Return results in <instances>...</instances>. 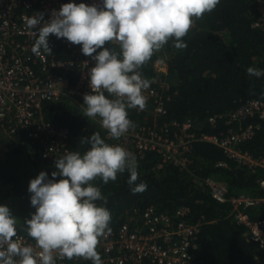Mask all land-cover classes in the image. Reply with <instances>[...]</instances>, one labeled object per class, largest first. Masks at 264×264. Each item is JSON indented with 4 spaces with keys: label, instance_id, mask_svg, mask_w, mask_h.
Returning a JSON list of instances; mask_svg holds the SVG:
<instances>
[{
    "label": "trees",
    "instance_id": "1",
    "mask_svg": "<svg viewBox=\"0 0 264 264\" xmlns=\"http://www.w3.org/2000/svg\"><path fill=\"white\" fill-rule=\"evenodd\" d=\"M257 5L258 0H220L211 13L194 18L188 34L182 38L186 48L176 49L170 40L155 51L140 71L150 84L163 80L168 85L166 113L154 120L152 114L146 118L144 112L129 109L128 118L133 124L155 121L159 126L170 120L191 119L194 130L204 134L252 125L255 127L253 135L242 142L240 148L255 157L264 155V121L250 115L226 124L223 116L249 99L264 100V77L247 74L249 67L264 69V30L253 26L259 15ZM104 47L119 51L109 44ZM162 57L167 63L165 72L154 67V62ZM42 115L56 125L69 128V151L86 152L90 146L81 140L93 133H99L112 144L105 131L65 96L45 101ZM212 115L222 117L211 125L208 118ZM38 153L36 147L18 133L9 136L0 132V204L10 208L17 218V233L26 236L24 221L35 212L27 190L29 181L41 171L47 172L49 178L56 171L55 163L41 159ZM189 156L190 165L181 169L173 165L158 168L159 156L155 152L143 157L136 155L137 183L147 184V190L140 194L131 193L127 172L118 174L116 181L107 184L99 178L91 181L106 197V202L96 203L110 211V229L116 230L123 223L135 225L150 206L157 212L172 214L184 205L189 208L188 221L201 219L198 242L204 264H264L258 244L248 239L246 227L230 215V204L215 200L204 183V178L214 177L226 184L228 196L244 193L264 197V187L257 182L264 171H251L238 165L226 158L220 148L205 141L193 143ZM220 160L227 166H217ZM248 213L253 219L264 220V202L250 208Z\"/></svg>",
    "mask_w": 264,
    "mask_h": 264
},
{
    "label": "clouds",
    "instance_id": "2",
    "mask_svg": "<svg viewBox=\"0 0 264 264\" xmlns=\"http://www.w3.org/2000/svg\"><path fill=\"white\" fill-rule=\"evenodd\" d=\"M219 3L220 0H101V5L69 2L52 10L47 21L43 13L25 17V25L35 30L31 51L36 56L41 55V50L52 53L49 37L54 35L80 45L82 54L95 61L87 74L91 94L83 97L84 116L98 117L108 135L118 140L134 127L128 110H143L146 106L143 93L151 81L143 78L142 66L170 40L176 49L186 48L182 38L194 18L211 13ZM106 42H116L119 51L104 47ZM247 74L261 78L264 69L249 67ZM81 142L90 146L86 152H66L56 159L51 178L41 171L29 181L27 190L35 212L24 224L38 251L20 242L17 218L7 205L0 204V264H56L57 259L74 257L103 264L97 245L111 231V213L97 205V201L106 202V197L91 181L99 178L107 184L127 172L133 195L145 192L147 184L137 183L136 157L122 146L110 145L99 133Z\"/></svg>",
    "mask_w": 264,
    "mask_h": 264
},
{
    "label": "built area",
    "instance_id": "3",
    "mask_svg": "<svg viewBox=\"0 0 264 264\" xmlns=\"http://www.w3.org/2000/svg\"><path fill=\"white\" fill-rule=\"evenodd\" d=\"M75 2L87 5H101V0H0V132L9 136L18 133L24 140L34 145L43 160L56 161L69 151V128L59 126L43 118L42 105L47 100H59L65 96L78 104L84 113L85 94H91L88 85V71L95 66L91 57L81 52L80 45H74L66 39L49 37L52 53L36 56L31 49L34 44L35 30H28L25 17L43 13L44 20L50 19L52 10L61 5ZM258 17L253 26L264 30V0H258ZM106 44H108L106 42ZM109 45L118 48L116 42ZM95 55V53L93 54ZM155 62H164L157 59ZM160 71V70H159ZM168 85L163 80L155 81L144 91L146 106L143 110L147 118L152 119L166 113V95ZM257 115L264 121V100L252 98L241 107L223 116L226 124L243 116ZM222 115H212L208 122L214 125ZM101 128L99 118H91ZM252 125L229 127L217 134L197 133L193 121L170 120L157 126L153 124H134L120 139H112L111 145H120L134 156L143 157L155 152L159 156L157 167L173 165L184 169L190 165L189 153L193 143L205 141L220 148L226 158L251 171H264V155L255 157L241 149V144L253 133ZM217 166L225 167L223 160ZM264 187V176L257 179ZM211 196L218 202H228L230 215L246 227L248 239L257 243L264 259V220L253 219L248 210L264 202V197L250 194L228 196L223 181L214 177L204 178ZM187 206H180L172 214L157 212L154 207L146 208L135 225L121 224L98 241L97 251L103 264H204L199 254V233L201 219L188 221ZM17 238L35 250V241L24 234ZM56 264H92L90 260L74 257L71 260L57 259Z\"/></svg>",
    "mask_w": 264,
    "mask_h": 264
},
{
    "label": "rangeland",
    "instance_id": "4",
    "mask_svg": "<svg viewBox=\"0 0 264 264\" xmlns=\"http://www.w3.org/2000/svg\"><path fill=\"white\" fill-rule=\"evenodd\" d=\"M161 60L164 61V62H159V63L158 62H154V67L157 70L165 72L167 70V63H166L165 58L162 57ZM16 225H18V222L16 223Z\"/></svg>",
    "mask_w": 264,
    "mask_h": 264
}]
</instances>
